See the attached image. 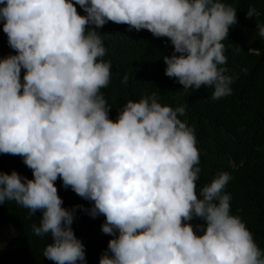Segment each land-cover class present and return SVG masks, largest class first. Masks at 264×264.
Instances as JSON below:
<instances>
[{
  "label": "clouds",
  "instance_id": "9594fccd",
  "mask_svg": "<svg viewBox=\"0 0 264 264\" xmlns=\"http://www.w3.org/2000/svg\"><path fill=\"white\" fill-rule=\"evenodd\" d=\"M237 12L222 0H0L15 50L0 58V153L21 156L32 170V178L0 171V203L42 211L33 233L51 237L44 258L88 264L73 228L83 206H64L59 178L91 203L83 209L91 217H105L101 230L112 238L99 264H264V250L231 213V174L218 172L197 192L200 150L181 119L185 107L153 93L129 100L114 120L101 92L111 60L97 30L112 21L169 38L165 74L183 89L208 86L213 100L231 95L237 77L223 67L222 42ZM256 29L264 38V23Z\"/></svg>",
  "mask_w": 264,
  "mask_h": 264
},
{
  "label": "trees",
  "instance_id": "16d2710c",
  "mask_svg": "<svg viewBox=\"0 0 264 264\" xmlns=\"http://www.w3.org/2000/svg\"><path fill=\"white\" fill-rule=\"evenodd\" d=\"M222 2L238 11L237 24L230 27L228 38L222 42L227 57L223 67L227 74L237 77L231 95L213 100L208 86L183 89L176 78L165 74L163 56L174 50L169 38L155 37L147 29L129 30L128 25L112 21L97 30L107 49L104 59L111 60L110 83L101 92L112 107L109 115L114 120L129 100L138 101L153 93L164 105L184 106L181 119L194 128L200 150L197 192L218 172H229L232 179L224 191L232 198L231 213L242 218L264 250V38L259 37L256 29L257 23H264V0ZM250 7H255L259 16L249 17ZM77 11L85 14L79 5ZM14 53L0 21V58ZM23 74L22 69V77ZM14 169L32 178V170L21 156L0 153V171L11 173ZM55 183L65 207L83 206L77 210L73 228L85 243L88 264H99L112 238L101 230L105 217H91L83 210L91 207L89 201L70 187L65 189L61 179ZM40 216V210L29 215L27 209L15 202L0 203V223L12 225L18 232L1 255L0 264H55L43 256L44 248L51 242L50 235L41 237L33 233V225L39 224ZM192 223L203 221L194 219Z\"/></svg>",
  "mask_w": 264,
  "mask_h": 264
},
{
  "label": "rangeland",
  "instance_id": "374dc122",
  "mask_svg": "<svg viewBox=\"0 0 264 264\" xmlns=\"http://www.w3.org/2000/svg\"><path fill=\"white\" fill-rule=\"evenodd\" d=\"M17 233V230L12 225L0 223V257L4 253L8 243Z\"/></svg>",
  "mask_w": 264,
  "mask_h": 264
}]
</instances>
